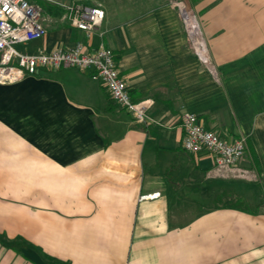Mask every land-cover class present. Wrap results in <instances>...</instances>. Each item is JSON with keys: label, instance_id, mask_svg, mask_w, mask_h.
Returning a JSON list of instances; mask_svg holds the SVG:
<instances>
[{"label": "crops", "instance_id": "1", "mask_svg": "<svg viewBox=\"0 0 264 264\" xmlns=\"http://www.w3.org/2000/svg\"><path fill=\"white\" fill-rule=\"evenodd\" d=\"M113 1L93 0L104 17L88 38L52 21L17 48L103 43L131 98L149 99L158 122L135 121L88 70L40 68L0 83V235L27 244L0 245V264H56L42 255L62 264H264V0H186L213 71L168 0ZM183 109L226 141L244 134L239 164L256 177L221 176L210 153L184 149ZM234 197L256 211L235 208Z\"/></svg>", "mask_w": 264, "mask_h": 264}, {"label": "built area", "instance_id": "2", "mask_svg": "<svg viewBox=\"0 0 264 264\" xmlns=\"http://www.w3.org/2000/svg\"><path fill=\"white\" fill-rule=\"evenodd\" d=\"M49 8L38 0H0V83H12L27 75L36 74L40 68L56 69L75 67L88 70L106 87L111 99L127 110L133 119L144 125L158 122L148 115L149 99L133 100L126 82L120 75L116 57L110 47L99 43L88 48L81 41L68 47H56L44 52H26L18 43L42 37L52 21H61L80 29L88 38L98 30L104 9L96 3L79 0L50 1ZM177 9L187 38L194 53L211 71L210 56L200 25L186 0H168ZM181 144L193 152L210 153L213 172L225 177L255 178L253 170L239 164L247 148V139L239 134L226 141L217 133L205 128L196 113L183 109L180 114ZM156 192L139 195V198L156 196Z\"/></svg>", "mask_w": 264, "mask_h": 264}, {"label": "rangeland", "instance_id": "3", "mask_svg": "<svg viewBox=\"0 0 264 264\" xmlns=\"http://www.w3.org/2000/svg\"><path fill=\"white\" fill-rule=\"evenodd\" d=\"M38 1L44 6L52 5V6L56 7L54 5V3L50 2V1H69V0H38ZM79 1L88 2V3H96V2H93V0H79ZM110 3H111V6H115V5L119 4L120 2L110 0ZM191 9H192V7H191ZM192 11H193V9H192ZM193 13H194V11H193ZM194 15H195V13H194ZM196 20L198 21L197 16H196ZM16 46L19 47L20 45L17 44ZM207 51H208V48H207ZM0 245H2L4 248H15V249H20L22 246H27V244L23 243L20 239H16V238L7 239L4 235H0ZM42 257L44 258L45 262L48 261V262H52V263H56V264H62V263H59V262L52 260L47 255L46 256L42 255Z\"/></svg>", "mask_w": 264, "mask_h": 264}, {"label": "trees", "instance_id": "4", "mask_svg": "<svg viewBox=\"0 0 264 264\" xmlns=\"http://www.w3.org/2000/svg\"><path fill=\"white\" fill-rule=\"evenodd\" d=\"M46 8H49V6H46ZM232 206L242 211H247V212H252V213L256 211V205L251 204L250 202H248L242 197H234L232 199ZM47 256L49 257V255Z\"/></svg>", "mask_w": 264, "mask_h": 264}]
</instances>
